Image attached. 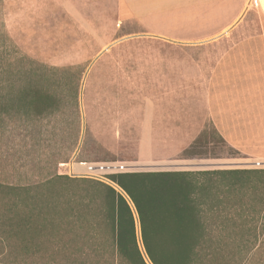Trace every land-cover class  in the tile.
<instances>
[{
    "label": "rangeland",
    "instance_id": "rangeland-1",
    "mask_svg": "<svg viewBox=\"0 0 264 264\" xmlns=\"http://www.w3.org/2000/svg\"><path fill=\"white\" fill-rule=\"evenodd\" d=\"M209 5L140 18L184 28L153 31L122 15L118 0H0V183L90 178L87 166L101 164L124 173L254 170L264 159V15L256 0ZM10 58L55 69L59 111L1 113ZM204 130L207 148L194 153L219 158L188 157ZM253 235L239 264H264V219Z\"/></svg>",
    "mask_w": 264,
    "mask_h": 264
},
{
    "label": "trees",
    "instance_id": "trees-1",
    "mask_svg": "<svg viewBox=\"0 0 264 264\" xmlns=\"http://www.w3.org/2000/svg\"><path fill=\"white\" fill-rule=\"evenodd\" d=\"M25 64L6 59L1 113L59 111L51 90L55 69ZM208 134L196 137L188 157L219 158L194 153L207 148ZM106 179L120 192L66 175L33 186L0 183V264H147L144 256L150 264H239L236 256L254 248L256 224L264 219V170L132 172Z\"/></svg>",
    "mask_w": 264,
    "mask_h": 264
},
{
    "label": "crops",
    "instance_id": "crops-1",
    "mask_svg": "<svg viewBox=\"0 0 264 264\" xmlns=\"http://www.w3.org/2000/svg\"><path fill=\"white\" fill-rule=\"evenodd\" d=\"M122 15L127 17H133L139 20L140 18H160L170 16H191L200 12V9L207 11L210 8V0H118ZM257 4L264 15V0H256ZM198 8V9H197ZM196 10V12H195ZM242 10H240L241 12ZM240 12L238 14H240ZM151 20V19H149ZM144 24L147 23L145 19H140ZM153 24L147 23V26H151L153 31L163 30L166 26L169 29L172 28L174 31H184L182 26L177 28V21L174 23H164L162 20L156 19L152 22ZM180 24V23H178ZM145 25V24H144ZM161 27L163 29H161ZM188 30V29H185ZM165 31V30H163ZM168 32H171L169 30ZM157 35L171 39L172 41H180V36L164 34V32H156ZM215 40V39H214ZM218 42V41H217Z\"/></svg>",
    "mask_w": 264,
    "mask_h": 264
},
{
    "label": "built area",
    "instance_id": "built-area-1",
    "mask_svg": "<svg viewBox=\"0 0 264 264\" xmlns=\"http://www.w3.org/2000/svg\"><path fill=\"white\" fill-rule=\"evenodd\" d=\"M254 170H264V159H258L251 163ZM87 170L91 179L105 181V173H124L127 171L126 166L116 164L88 165Z\"/></svg>",
    "mask_w": 264,
    "mask_h": 264
},
{
    "label": "water",
    "instance_id": "water-1",
    "mask_svg": "<svg viewBox=\"0 0 264 264\" xmlns=\"http://www.w3.org/2000/svg\"><path fill=\"white\" fill-rule=\"evenodd\" d=\"M113 185H114V184H113ZM137 234H138V238L140 239L139 228H137ZM140 249L143 251L141 244H140ZM144 258H145L146 263H147V264H150L149 261H148V259H147L145 256H144Z\"/></svg>",
    "mask_w": 264,
    "mask_h": 264
},
{
    "label": "bare ground",
    "instance_id": "bare-ground-1",
    "mask_svg": "<svg viewBox=\"0 0 264 264\" xmlns=\"http://www.w3.org/2000/svg\"><path fill=\"white\" fill-rule=\"evenodd\" d=\"M207 165H209V164H207ZM69 167V166H68ZM73 170V169H72Z\"/></svg>",
    "mask_w": 264,
    "mask_h": 264
}]
</instances>
